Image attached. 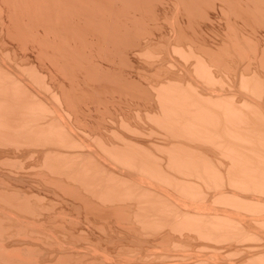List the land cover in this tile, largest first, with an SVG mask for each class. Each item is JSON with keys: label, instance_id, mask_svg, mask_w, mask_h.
Returning <instances> with one entry per match:
<instances>
[{"label": "rangeland", "instance_id": "1", "mask_svg": "<svg viewBox=\"0 0 264 264\" xmlns=\"http://www.w3.org/2000/svg\"><path fill=\"white\" fill-rule=\"evenodd\" d=\"M0 72V264H264V0H0Z\"/></svg>", "mask_w": 264, "mask_h": 264}, {"label": "bare ground", "instance_id": "2", "mask_svg": "<svg viewBox=\"0 0 264 264\" xmlns=\"http://www.w3.org/2000/svg\"><path fill=\"white\" fill-rule=\"evenodd\" d=\"M177 7H178V6H177ZM3 8H4V7H3ZM153 8H154V7H153ZM154 9H155V8H154ZM245 9H246V8H245ZM215 11H216V10H215ZM224 13H225V12H224ZM154 17H155V16H154ZM139 21H140V20H139ZM167 24H168V23H167ZM208 24H209V23H208ZM139 28H140V27H139ZM142 29H143V28H142ZM138 32H139V31H138ZM221 35H222V34H221ZM127 36H128V35H127ZM135 38H136V37H135ZM29 39H30V38H29ZM2 40H3V39H2ZM142 40H143V39H142ZM197 40H198V39H197ZM37 42H38V41H37ZM238 42H239V41H238ZM148 43H149V42H148ZM184 45H185V44H184ZM218 46H219V45H218ZM187 47H188V46H187ZM191 47H192V46H191ZM18 52H19V51H18ZM223 53H224V52H223ZM205 55H206V54H205ZM190 57H191V56H190ZM179 58H180V57H179ZM10 59H11V58H10ZM23 59H24V58H23ZM213 60H214V59H213ZM176 61H177V60H176ZM192 61H193V60H192ZM254 61H255V60H254ZM12 62H13V61H12ZM121 62H122V61H121ZM188 62H189V61H188ZM200 62H201V61H200ZM195 64H196V63H195ZM12 65H13V64H12ZM20 65H21V64H20ZM198 65H199V64H198ZM169 66H170V65H169ZM183 66H184V65H183ZM210 67H211V66H210ZM254 67H255V66H254ZM5 68H6V67H5ZM179 68H180V67H179ZM190 68H191V67H190ZM16 69H17V68H16ZM7 70H8V69H7ZM202 70H203V69H202ZM207 71H208V70H207ZM215 71H216V70H215ZM0 73L2 74V72H0ZM10 73H11V72H10ZM211 73H212V71H211ZM13 75H14V74H13ZM167 75H168V74H167ZM188 75H189V74H188ZM3 76H4V75H3ZM148 76H150V75H148ZM9 77H10V76H9ZM145 77H146V76H145ZM162 77H163V76H162ZM1 78H3V77H1ZM1 78H0V79H1ZM165 78H166V77H165ZM171 78H172V77H171ZM195 78H196V77H195ZM168 80H169V78H168ZM3 81H4V79H3ZM152 81H153V80H152ZM161 81H162V80H161ZM1 82H2V81H1ZM5 82H6V81H5ZM159 82H160V81H159ZM3 84H4V83H3ZM154 84H155V83H154ZM190 84H191V83H190ZM0 85H1V83H0ZM12 85H13V84H12ZM17 85H18V84H17ZM167 85H168V84H167ZM1 86H2V85H1ZM168 86H169V85H168ZM175 86H176V84H175ZM2 87H3V86H2ZM2 87H1V88H2ZM5 87H6V86H5ZM7 87H8V86H7ZM151 87H152V86H151ZM173 87H174V86H173ZM188 87H189V86H188ZM190 87H191V86H190ZM155 88H156V87H155ZM159 88H160V87H159ZM5 89H6V88H5ZM7 89H8V88H7ZM10 89H11V88H10ZM158 90H159V89H158ZM162 90H163V89H162ZM2 91H5V90H2ZM167 91H168V90H167ZM6 92H7V91H6ZM14 92H15V90H14ZM158 92H159V91H158ZM7 93H9V91H8ZM7 93H6V94H7ZM162 93H163V92H162ZM237 93H238V92H237ZM0 94H1V92H0ZM2 94H4V92H2ZM6 94H5V95H6ZM15 94H16V92H15ZM15 94H14V95H15ZM26 94H27V93H26ZM161 95H163V94H161ZM169 95H171V94H169ZM191 95H192V94H191ZM1 96H2V95H1ZM15 96H18V95H15ZM15 96H14V97H15ZM231 96H232V95H231ZM168 97H169V96H168ZM184 97H185V96H184ZM213 97H214V96H213ZM218 97H219V96H218ZM1 98H2V97H1ZM8 98H9V97H8ZM18 98H19V96H18ZM18 98L16 97V99H18ZM166 98H167V97H166ZM166 98H165V99H166ZM186 98H187V97H186ZM204 98H205V97H204ZM215 98H216V97H215ZM221 98H222V97H221ZM6 99H7V98H6ZM11 99H12V98H11ZM13 99H14V98H13ZM16 99H15V100H16ZM24 99H25V98H24ZM8 100H9V99H8ZM8 100H6V102H10V100H9V101H8ZM15 100H14V101H15ZM21 100H22V99H21ZM202 100H203V99H202ZM221 100H222V99H221ZM256 100H257V99H256ZM263 100H264V99H263ZM14 101H13V103H14ZM155 101H156V100H155ZM166 101L168 102V100H166ZM216 101H217V100H216ZM223 101H224V100H223ZM230 101H231V100H230ZM240 101H241V100H240ZM0 102H1V100H0ZM172 102H173V101H172ZM257 102H259V101H257ZM11 104H12V103H11ZM11 104H10V105H11ZM14 104H15V103H14ZM160 104H161V103H160ZM170 104H171V103H170ZM4 105H5V104H4ZM8 105H9V104H8ZM15 105H16V104H15ZM17 105H18V104H17ZM162 105H164V104H162ZM211 105H212V104H211ZM1 106H2V105H1ZM195 106H196V105H195ZM220 106H221V105H220ZM6 107H7V106H6ZM8 107H9V106H8ZM8 107H7V109H5V110H8ZM162 107H163V106H162ZM167 107H169V106L167 105ZM208 107H209V106H208ZM208 107H206V108L208 109ZM226 107H227V106H226ZM1 108H3V107H1ZM11 108H12V106H11ZM163 108H164V107H163ZM170 108H171V107H170ZM209 108H210V107H209ZM153 109H154V108H153ZM165 109H166V108H165ZM199 109H201V108H199ZM203 109H205V107H204ZM3 110H4V109H3ZM36 110H37V109H36ZM39 110H40V109H39ZM162 110H163V109H162ZM170 110H171V109H170ZM170 110H169V113H171ZM213 110H214V109H213ZM10 111H11V110H10ZM10 111H8V112L5 111V112H7V113L5 114V112H4L3 114L7 115ZM158 111H159V110H158ZM206 111H207V110H206ZM0 112H1V111H0ZM35 112H36V111H35ZM137 112H138V111H137ZM151 112H152V111H151ZM1 113H2V112H1ZM1 113H0V114H1ZM10 113H11V112H10ZM10 113H9V114H10ZM144 113H145V111H144ZM157 113H158V112H157ZM209 113H211L210 110H209ZM3 114H1V115L4 116ZM9 114H8V115H9ZM33 114H34V113H33ZM205 114H206V113H205ZM8 115H7V116H8ZM155 115H156V114H155ZM206 115H207V114H206ZM211 115H212V114H211ZM226 115H229V113L226 114ZM200 116H201V115H200ZM204 116H205V115H204ZM223 116H224V115H223ZM135 117H136V116H135ZM193 117H194V116H193ZM201 117H202V116H201ZM238 117H239V116H238ZM238 117H237V118H238ZM2 118H3V117H2ZM2 118L0 117V119H2ZM5 118H6V116H5ZM5 118H4V120H5ZM51 118H52V117H51ZM149 118H150V117H149ZM206 118H207V117H206ZM224 118H225V117H224ZM195 119H196V118H195ZM239 119H240V118H239ZM132 120H133V119H132ZM203 120H204V118H203ZM208 120H209V119H208ZM231 120H232V119H231ZM231 120H230V121H231ZM1 121H2V120H1ZM196 121L198 122L199 120L196 119ZM201 121H202V120H201ZM210 121H211V120H210ZM214 121H215V120H214ZM223 121H224V120H223ZM223 121H222V122H223ZM232 121H233V120H232ZM235 121H236V120H235ZM34 122H35V121H34ZM37 122H38V121H37ZM199 122H200V121H199ZM212 122H213V121H212ZM215 122H216V121H215ZM225 122H226V121H224L223 124H224ZM0 123H1V122H0ZM205 123H206L207 125L209 124V122L207 123L206 121H205ZM205 123H204V124H205ZM232 123H233V122H232ZM54 124H55V122H54ZM201 124H203V121L201 122ZM247 124H248V123H247ZM209 125H210V124H209ZM202 126H203V125H202ZM215 126H216V125H215ZM225 126H226V125H225ZM118 127H120V126H118ZM128 127H129V126H128ZM211 127H212V126H211ZM226 127H227V126H226ZM222 128H223V127H222ZM227 128H228V127H227ZM230 128H231V125H230ZM232 128H233V127H232ZM210 129H211V128H210ZM228 129H229V128H228ZM228 129H227V130H228ZM246 129H247V128H246ZM137 130H138V129H137ZM222 130H223V129H222ZM229 130H230V129H229ZM235 130H236V129H235ZM262 130H263V129H262ZM209 131H210V130H209ZM224 131H226V130H224ZM141 132H142V131H141ZM210 132H211V131H210ZM214 132H215V131H214ZM226 132L228 133V131H226ZM231 133H233V132H231ZM231 133H230V134H231ZM235 133H236V132H235ZM211 134H212V132H211ZM233 134H234V133H233ZM234 135H235V134H234ZM258 135H259V134H258ZM12 136H13V135H12ZM221 136H222V135H221ZM228 136H229V134H228ZM231 136H232V135H231ZM252 136H253V135H252ZM226 137H227V136H226ZM241 137H242V136H241ZM259 137H260V136H259ZM248 138H249V137H248ZM218 139H219V138H218ZM225 140H226V139H225ZM220 142H221V141H220ZM117 146H118V144H117ZM182 146H183V145H182ZM185 146H186V145H185ZM191 146H192V145H191ZM256 147H257V146H256ZM185 148H186V147H185ZM188 148H189V147H188ZM188 148H187V150H189ZM190 148H192V147H190ZM182 149H183V148H182ZM195 149H196V148H195ZM199 149H200V148H199ZM112 150H113V149H112ZM116 150H117V148H116ZM116 150H115V151H116ZM180 150H181V149H180ZM235 150H236V149H235ZM71 152H72V151H71ZM112 152H113V151H112ZM171 152H172V151H171ZM189 152H191V151H189ZM194 152H195V151H194ZM100 153H101V152H100ZM115 153H116V152H115ZM178 153H180V152H178ZM116 154H117V153H116ZM176 154H177V153H176ZM184 154H185V153H184ZM173 155H174V154H173ZM178 155H179V154H178ZM194 155H195V154H194ZM60 156H61V155H60ZM92 156H94V155H92ZM92 156H91V157H92ZM182 156H183V155H182ZM187 156H189V155H187ZM243 156H244V155H243ZM63 157H64V156H63ZM66 157H67V156H66ZM162 158H163V157H162ZM179 158H180V157H179ZM179 158H178V159H179ZM181 158H182V157H181ZM181 158H180V160H181ZM238 158H239V157H238ZM58 159H59V158H58ZM95 159H96V158H95ZM174 159H176V158H174ZM174 159H173V160H174ZM201 159H202V158H201ZM203 159H204V158H203ZM56 160H57V159H56ZM161 160H162V159H161ZM107 161H108V160H107ZM140 161H141V160H140ZM176 161H177V159H176ZM178 161H179V160H178ZM234 161H235V160H234ZM245 161H246V160H245ZM67 162H68V161H67ZM90 162H91V161H90ZM164 162H165V161H164ZM181 162H182V160H181ZM250 162H251V161H250ZM154 163H155V162H154ZM154 163H153V164H154ZM159 163H160V162H159ZM166 163H167V162H166ZM176 163H177V162H176ZM179 163H180V162H179ZM247 163H248V161H247ZM138 164H139V163H138ZM155 164H156V163H155ZM189 164H192V163L189 162ZM239 164H240V162H239ZM239 164H238V165H239ZM244 164H245V163H244ZM263 164H264V163H263ZM73 165H74V164H73ZM88 165H89V164H88ZM185 165H186V164H185ZM185 165H183V166L185 167ZM261 165H262V164H261ZM261 165H260V166H261ZM63 166H64V165H63ZM79 166H80V165H79ZM94 166H95V165H94ZM151 166H152V165H151ZM177 166H178V165H177ZM183 166H182V167H183ZM186 166H187V165H186ZM189 166H190V165H189ZM64 167H65V166H64ZM133 167H134V166H133ZM153 167H154V166H153ZM157 167H158V166H157ZM163 167H164V166H163ZM261 167H262V166H261ZM263 167H264V166H263ZM68 168H69V167H68ZM70 168H71V167H70ZM70 168H69V169H70ZM101 168H102V167H101ZM140 168H141V167H140ZM146 168H147V167H146ZM190 168H191V166H190ZM197 168H198V166H197ZM204 168H205V166H204ZM204 168H202V169H204ZM210 168H211V167H210ZM242 168H243V167H242ZM156 169H157V168H156ZM162 169H163V168H162ZM165 169H166V168H165ZM165 169H163V170H165ZM237 169H238V168H237ZM245 169H246V168H245ZM252 169H253V168H252ZM263 169H264V168H263ZM263 169H262V170H263ZM63 170H64V169H63ZM136 170H137V169H136ZM147 170H148V169H147ZM163 170H162V172H163ZM176 170H177V169H176ZM187 170H188V169H187ZM243 170H244V169H243ZM83 171H84V170H83ZM151 171H152V170H151ZM155 171H156V170H155ZM160 171H161V170H160ZM170 171H171V170H170ZM191 171H192V170H191ZM217 171H218V170H217ZM88 172H89V171H88ZM164 172H165V171H164ZM177 172H178V171H177ZM196 172H197V171H196ZM201 172H202V171H201ZM201 172H200V173H201ZM78 173H79V172H78ZM122 173H123V172H122ZM187 173H188V172H187ZM89 174H90V173H89ZM137 174H138V173H137ZM149 174H151V173H149ZM156 174H157V173H156ZM188 174H189V173H188ZM247 174H248V173H247ZM73 175H74V174H73ZM78 175H79V174H78ZM82 175H83V173H82ZM85 175H86V174H85ZM135 175H136V174H135ZM205 175H206V174H205ZM216 175H217V174H216ZM220 175H221V174H220ZM79 176H80V175H79ZM146 176H147V175H146ZM202 176H204V175H201V177H202ZM212 176H213V175H212ZM68 177H69V176H68ZM90 177H91V176H89V178H90ZM252 179H253V178H252ZM217 180H218V179H217ZM77 181H78V180H77ZM228 181H229V179H228ZM232 181H233V180H232ZM263 181H264V180H263ZM2 182H4V181H2ZM222 182H223V181H222ZM261 182H262V181H261ZM230 184H231V183H230ZM248 184H249V183H248ZM85 185H86V184H85ZM110 185H111V184H110ZM135 185H136V184H135ZM218 185H219V184H218ZM243 185H244V183H243ZM133 186H134V185H133ZM140 186H141V185H140ZM245 186H246V185H245ZM138 187H139V186H138ZM217 187H218V186H217ZM83 188H84V187H83ZM242 188H243V187H242ZM244 189H245V188H244ZM8 190H10V189H8ZM225 190H226V189H225ZM230 190H231V189H230ZM147 192H148V191H147ZM155 194H156V193H155ZM28 195H29V194H28ZM113 195H114V194H113ZM113 195H112V196H113ZM178 195H179V194H178ZM120 197H121V196H120ZM219 197H220V196H219ZM106 199H107V198H106ZM167 199H168V198H167ZM227 199H228V198H227ZM27 200H28V199H27ZM19 201H21V200H19ZM120 201H121V200H120ZM120 201H119V202H120ZM23 204H24V203H23ZM15 205H17V204H15ZM126 205H127V204H126ZM144 205H145V204H144ZM171 205H172V204H171ZM113 206H114V205H113ZM133 206H134V205H133ZM15 207H16V206H15ZM103 207H104V206H103ZM167 207H168V206H167ZM171 207H172V206H171ZM20 208H21V207H20ZM175 208H176V207H175ZM16 209H17V208H16ZM179 210H180V209H179ZM130 211H131V210H130ZM161 213H162V212H161ZM174 213H175V212H174ZM142 215H143V214H142ZM178 216H179V215H178ZM188 216H189V215H188ZM168 217H169V216H168ZM141 218H142V217H141ZM154 218H155V217H154ZM166 218H167V217H166ZM185 218H186V217H185ZM185 220H186V219H185ZM78 221H79V220H78ZM88 222H89V221H88ZM125 222H126V221H125ZM161 222H162V221H161ZM183 222H184V221H183ZM90 225H91V224H90ZM147 225H148V224H147ZM151 225H152V224H151ZM148 227H149V226H148ZM176 227H177V226H176ZM185 227H186V226H185ZM190 227H191V226H190ZM140 228H141V227H140ZM143 228H144V227H143ZM178 228H179V227H178ZM127 229H128V228H127ZM191 229H192V228H191ZM166 230H167V229H166ZM202 230H203V229H202ZM81 231H82V230H81ZM126 231H127V230H126ZM147 232H148V231H147ZM168 234H169V233H168ZM165 236H166V235H165ZM169 236H170V235H169ZM166 239H167V238H166ZM174 241H175V240H174ZM157 242H158V241H157ZM164 242H165V241H164ZM168 242H169V241H168ZM89 245H90V244H89ZM170 245H171V244H170ZM145 253H146V252H145ZM172 254H173V253H172ZM136 255H137V254H136ZM70 256H71V255H70ZM147 258H148V257H147ZM70 260H71V259H70Z\"/></svg>", "mask_w": 264, "mask_h": 264}]
</instances>
